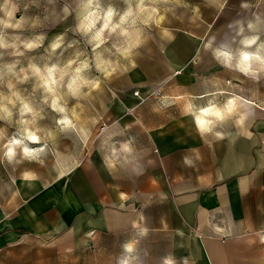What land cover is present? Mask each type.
<instances>
[{
	"label": "crops",
	"instance_id": "0c3cea01",
	"mask_svg": "<svg viewBox=\"0 0 264 264\" xmlns=\"http://www.w3.org/2000/svg\"><path fill=\"white\" fill-rule=\"evenodd\" d=\"M234 7L232 21L264 19V0H237ZM169 34L138 56L135 67L110 78L113 96L97 111L101 125H78L89 131L86 141L61 132L42 163L26 162L16 192L0 201V264H40L48 249L81 252L107 240L123 252L133 238L137 264H163L169 255L173 264H264V78L224 69L204 51L212 37L214 46L238 47L235 27ZM219 89L248 102L242 124L216 129L225 133L222 140L201 138L180 104L160 105L166 94L201 97ZM129 137L135 165L109 172L103 154ZM26 171L36 178L23 180ZM134 221L145 236L136 235Z\"/></svg>",
	"mask_w": 264,
	"mask_h": 264
},
{
	"label": "clouds",
	"instance_id": "9594fccd",
	"mask_svg": "<svg viewBox=\"0 0 264 264\" xmlns=\"http://www.w3.org/2000/svg\"><path fill=\"white\" fill-rule=\"evenodd\" d=\"M57 0H47V5H55ZM170 0H123L124 7L118 8L105 0H78L76 8L70 9L65 4L62 11L73 15L75 24L70 30L78 34L84 44L88 45L93 53L91 59L85 51H75L73 55L60 62H46L43 65L28 63L20 66V60L0 63V122L14 127L15 132L9 136L7 128L0 126V162L6 160L12 163L19 156L21 160L40 161L46 154L48 141L54 140L55 132L39 124L45 119V106L56 114L55 125L59 132L71 130L83 141L89 136V131L79 127L76 114L69 107L70 99H83L92 90L99 89L101 81L89 76L90 69L102 74L105 79L127 71L121 61H129L135 67L133 57L137 56L138 49L145 44V31L152 25L160 27L164 16L161 14V4H169ZM208 6H214L213 0H207ZM32 6L39 7V0H31ZM244 5H242L243 7ZM29 5H24V13L20 11L15 0H3L0 3V50H11L8 54L13 57H22L43 45L46 35L37 33L30 37H22L20 33L27 29L42 26L40 16H28ZM53 10H55L53 8ZM168 12L174 9L168 7ZM48 17L45 16L44 20ZM235 27V35L239 37V46L233 48L230 44L221 43L214 46L215 37L208 39L203 47L205 52H211L212 58L224 69L237 72L245 78L260 81L264 78V19L254 17L247 21L237 19L229 23V28ZM12 30L9 38L6 34ZM164 35L170 37L165 31ZM171 38V37H170ZM111 41V47H104ZM78 41H71L67 47H73ZM64 45V33L56 35L50 43L51 52L55 53ZM104 53H108L105 55ZM3 53L0 52V55ZM83 57V59H81ZM32 81V93L39 90V103H35L31 95H26L18 85ZM204 96H210L205 104H196L194 101ZM223 96V100L217 97ZM248 102L237 92L219 89L205 92L201 97L191 94L176 96L164 95L160 97V105L164 108L173 104H180L181 114L190 116L197 133L204 138L211 134L216 140L225 137L223 131H217L229 121L235 120L242 124L247 113L243 111ZM36 144L38 147L30 145ZM137 150L134 138L129 137L117 144L113 143L102 156L106 169L111 172L118 166L135 165ZM20 161L17 160V163ZM42 163V161H40ZM191 163V161H186ZM23 180H33L35 175L24 172ZM121 199L126 194H120ZM136 235L143 237L147 229L137 222H133ZM213 230L223 232L224 229L212 225ZM135 238L124 242L123 252L117 264H137V245ZM163 264H173L171 255L163 258Z\"/></svg>",
	"mask_w": 264,
	"mask_h": 264
},
{
	"label": "rangeland",
	"instance_id": "374dc122",
	"mask_svg": "<svg viewBox=\"0 0 264 264\" xmlns=\"http://www.w3.org/2000/svg\"><path fill=\"white\" fill-rule=\"evenodd\" d=\"M237 0H213L214 6H208L207 0H170L169 4H161V14L165 17L160 27L152 25L145 31L146 42L138 49V55L133 57V60L141 56L143 52L149 50L154 44H159L166 39L164 32L170 33L176 28H209L221 29L229 27V23L236 12L235 3ZM78 0H57L55 5H47V0H39V7L32 6L31 0H15L19 6L20 11L17 16L24 13V5H29L27 13L28 16H40L42 26L35 29H27L20 33L22 37H30L37 33L46 35L43 45L31 52H26L22 57H13L8 53L9 50H0L3 54L0 55V63L10 62L14 59L20 60V66H25L28 63H35L43 65L46 62H60L70 58L75 51H85L91 59L93 53L88 45L84 44L78 34H73L70 30L74 27L75 20L73 15H67L61 10L67 4L70 9H75ZM111 2L118 8H123V0H105V3ZM3 3V0H0ZM168 7L173 8L172 12H168ZM53 8L55 10H53ZM2 15V13H0ZM47 16L48 19L44 20ZM64 33V45L57 49L55 53L51 52L49 45L55 39L56 35ZM12 30H8L7 36L10 38ZM78 41L73 47H67L71 41ZM104 47H111V41L105 46H102L98 51H103ZM108 55V53H104ZM83 59V57H81ZM121 64L127 68L132 66L129 61H121ZM89 76L98 78L101 81L99 89L92 90L89 95L83 99H70L69 107L76 114L78 125L89 123V126L101 125L102 118L99 117L98 110H101L106 104V99L111 95L110 92V78L105 79L104 76L98 73L93 66L89 71ZM18 87L25 92L26 95H31L35 103H39L40 93L37 90L32 93V81L27 84L18 85ZM257 89V85L255 86ZM89 115V116H87ZM56 114L52 113L50 109L45 106V119L39 121V124L46 128L52 129L56 134L54 140L48 141V147L54 148L59 139H61V132L56 129L55 125ZM0 126L7 128V134L11 136L15 132V128L0 122ZM69 131V130H67ZM32 147L39 145L32 144ZM48 149V148H47ZM54 159V158H53ZM17 160L20 162L17 163ZM29 160H21L18 156L12 163L4 160L0 162V201H3L7 195H12L16 192V179L25 167ZM32 250L35 248L30 246ZM33 252V251H32ZM122 252L114 241H104V244L96 247L93 250H85L81 252H72L69 249H62L59 255L58 251L51 248L47 250V261L40 264H117L118 258ZM30 264H33L32 261ZM39 264V263H36Z\"/></svg>",
	"mask_w": 264,
	"mask_h": 264
},
{
	"label": "built area",
	"instance_id": "2783aa9c",
	"mask_svg": "<svg viewBox=\"0 0 264 264\" xmlns=\"http://www.w3.org/2000/svg\"><path fill=\"white\" fill-rule=\"evenodd\" d=\"M153 93H154V94H157V93H158V90L154 89V90H153Z\"/></svg>",
	"mask_w": 264,
	"mask_h": 264
}]
</instances>
